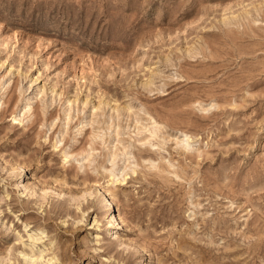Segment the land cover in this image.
<instances>
[{
  "label": "rangeland",
  "instance_id": "1",
  "mask_svg": "<svg viewBox=\"0 0 264 264\" xmlns=\"http://www.w3.org/2000/svg\"><path fill=\"white\" fill-rule=\"evenodd\" d=\"M20 251L264 264V0H0V264Z\"/></svg>",
  "mask_w": 264,
  "mask_h": 264
},
{
  "label": "bare ground",
  "instance_id": "2",
  "mask_svg": "<svg viewBox=\"0 0 264 264\" xmlns=\"http://www.w3.org/2000/svg\"><path fill=\"white\" fill-rule=\"evenodd\" d=\"M108 203V202H107ZM108 207L110 208V204L108 203ZM116 214V213H115ZM112 214V218L115 220L116 222V226L119 227L120 224L122 223L123 219L117 214ZM95 221V220H94ZM20 254L22 255L23 259L30 263V264H36L37 261H39L38 259H41V256L40 255H37L35 252L33 251H30V252H21L20 251ZM39 263V262H38Z\"/></svg>",
  "mask_w": 264,
  "mask_h": 264
}]
</instances>
